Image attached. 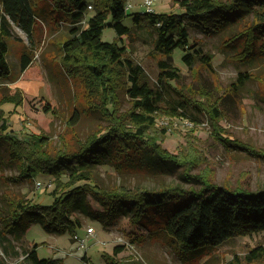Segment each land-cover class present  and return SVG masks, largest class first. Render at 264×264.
Returning a JSON list of instances; mask_svg holds the SVG:
<instances>
[{
	"label": "rangeland",
	"instance_id": "rangeland-1",
	"mask_svg": "<svg viewBox=\"0 0 264 264\" xmlns=\"http://www.w3.org/2000/svg\"><path fill=\"white\" fill-rule=\"evenodd\" d=\"M33 1L42 16L36 21L32 37L11 21L13 33L7 37L10 74L0 79V238L7 228L12 201L50 204L55 188L53 176L38 175L34 180L20 177L21 162L10 149L15 137L21 142L30 134L45 135L49 142L45 149L54 153L65 148L74 150L91 134L102 133L112 126L111 119L93 109L89 101L93 97L86 91L83 79L69 74L61 60L62 42L69 35L71 23L60 11H51L53 0ZM127 2L133 5L130 12L143 9L144 0ZM154 10L161 13L183 11L174 0H155ZM1 13L0 2V16ZM93 13L90 6L83 25ZM254 21L253 13H246L230 27L215 33L189 26L191 44L196 43L195 47L201 48L202 53L211 55L212 63L207 65L197 60L191 69L182 61L184 51L176 49L167 59L180 68L182 77L173 81L172 87L165 88V95L169 103H175L184 94L188 98L193 96L202 108L195 112L199 121L164 112L157 117L154 128L155 134H162L166 129L162 145L178 156V163L151 158L146 167L125 163L119 166L97 164V185L147 189L176 186L202 190L211 183L232 189H264V54L256 48L255 58L249 60L243 50L246 33ZM124 23L132 26L133 16L126 17ZM156 35L151 26L134 27L132 36H124L121 40L153 86L160 85L158 64L159 60L166 59L155 50ZM115 37V29L106 27L103 39L112 41ZM24 53L30 55L31 61L22 71ZM243 72H247L250 79L240 83L238 77ZM19 99H22L20 104ZM114 104L116 115L120 119L126 117L132 101L124 88L118 90ZM214 105L221 116L222 136L237 143L226 145L216 138L209 113ZM46 106L52 111L47 112ZM76 110L79 111L78 123L70 126L68 120ZM3 120L7 122V129L3 128ZM85 182L81 180L76 184ZM88 201L92 211L103 210L93 194H88ZM74 216L82 222L76 234L86 237L83 246L69 230L50 231L41 223H30L25 231L5 232L7 252L0 245V264L21 260L24 250L35 243H38L40 257L62 258L63 264H107L106 259H112L114 247L119 244H125V248L114 257L123 264H230L233 260L238 264H264V255L254 263L246 256L253 248L264 247V230L234 236L215 248L204 250L198 257L183 259L164 236L134 224L127 215H120L111 223H102L84 206L79 207ZM27 219L25 216L19 220V225ZM90 227L93 232L87 235Z\"/></svg>",
	"mask_w": 264,
	"mask_h": 264
},
{
	"label": "trees",
	"instance_id": "trees-1",
	"mask_svg": "<svg viewBox=\"0 0 264 264\" xmlns=\"http://www.w3.org/2000/svg\"><path fill=\"white\" fill-rule=\"evenodd\" d=\"M182 12L161 13L155 10L139 9L130 12L127 0H53L51 11H60L69 21V35L62 42V62L69 74L79 76L85 83L93 99V109L111 119L112 126L102 133H93L74 150L66 148L48 153L45 135L30 134L24 141L18 136L11 143V151L21 162L20 177L34 180L38 175L54 177L55 188L50 204L17 200L10 204L5 232L26 230L30 223H41L50 231L69 230L76 235L82 226L74 216L79 207L89 208V213L102 223H111L120 215H127L134 224L142 225L157 236H164L174 246L183 259L202 255L206 249L215 248L224 241L239 235H252L264 230V189L251 191L248 188H230L207 184L202 190H187L176 186L160 189L128 188L115 186L104 188L95 183L96 165L119 163L146 167L151 158L178 163L177 155L163 145L162 134H155L154 128L160 113L190 118L197 121L195 112L201 106L192 96L169 103L165 88L172 87L173 81L182 77L179 67L170 58L176 49L184 51L182 61L193 69L197 60L211 65L212 57L202 53L190 42L189 26H199L204 32H219L244 16L253 13L255 21L246 33L245 57L255 58V49L264 54V0H174ZM3 13L0 16V79L10 74L7 60V37L12 36L11 21L32 37L39 14L33 0H0ZM93 7L94 13L83 21ZM133 16V25L124 23L126 17ZM111 19V22L108 20ZM113 27L116 37L112 41L103 39L106 27ZM151 26L156 30L155 50L166 56L159 60L160 85L153 86L145 78L142 66L129 55L122 37H131L133 29ZM30 55L24 53L21 70L30 65ZM240 83L250 76L240 73ZM124 88L132 101V108L126 117L117 116L115 106L119 89ZM22 99H19V104ZM192 110H191V109ZM47 112L52 108L46 106ZM209 111L216 138L222 142L237 143L222 136L219 125L220 114L214 105ZM75 111L68 120L75 126L79 120ZM161 115V114H160ZM199 121V120H198ZM129 123L131 126H129ZM3 128L7 129L6 120ZM25 142V143H24ZM264 155V154H263ZM123 165V164H121ZM86 181L77 185L79 181ZM88 194H93L103 210H91ZM27 216V222L19 225V220ZM7 219V218H5ZM0 238V245L7 252L6 233ZM125 248V244L114 247V256ZM264 255V247L253 248L246 256L252 263ZM107 258V264L119 263L115 257ZM86 259V256H84ZM238 264L237 260L229 262ZM13 264H63L62 258H43L38 254V243L24 250V257Z\"/></svg>",
	"mask_w": 264,
	"mask_h": 264
},
{
	"label": "built area",
	"instance_id": "built-area-1",
	"mask_svg": "<svg viewBox=\"0 0 264 264\" xmlns=\"http://www.w3.org/2000/svg\"><path fill=\"white\" fill-rule=\"evenodd\" d=\"M154 3L155 0H144L142 3V7L146 11H153L154 10ZM133 5L128 3V8H131ZM93 232V228L90 227L87 229V235ZM76 240L83 246L85 244L86 237H80L79 235H75Z\"/></svg>",
	"mask_w": 264,
	"mask_h": 264
}]
</instances>
